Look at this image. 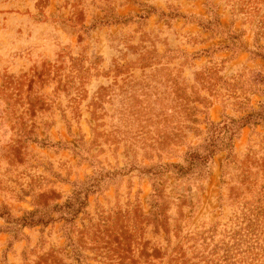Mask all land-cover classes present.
Listing matches in <instances>:
<instances>
[{
    "label": "rangeland",
    "instance_id": "rangeland-1",
    "mask_svg": "<svg viewBox=\"0 0 264 264\" xmlns=\"http://www.w3.org/2000/svg\"><path fill=\"white\" fill-rule=\"evenodd\" d=\"M0 264H264V0H0Z\"/></svg>",
    "mask_w": 264,
    "mask_h": 264
}]
</instances>
